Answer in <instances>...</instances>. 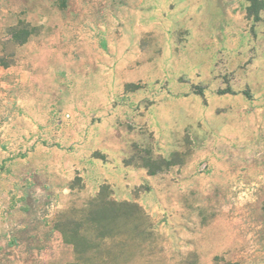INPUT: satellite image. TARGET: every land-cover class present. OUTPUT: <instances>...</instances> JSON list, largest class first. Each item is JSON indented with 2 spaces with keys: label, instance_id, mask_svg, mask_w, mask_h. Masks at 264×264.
<instances>
[{
  "label": "rangeland",
  "instance_id": "obj_1",
  "mask_svg": "<svg viewBox=\"0 0 264 264\" xmlns=\"http://www.w3.org/2000/svg\"><path fill=\"white\" fill-rule=\"evenodd\" d=\"M248 6L0 0V264H264V10ZM99 195L135 209L104 239L82 225L78 253L60 224Z\"/></svg>",
  "mask_w": 264,
  "mask_h": 264
},
{
  "label": "trees",
  "instance_id": "obj_2",
  "mask_svg": "<svg viewBox=\"0 0 264 264\" xmlns=\"http://www.w3.org/2000/svg\"><path fill=\"white\" fill-rule=\"evenodd\" d=\"M248 1L249 6L247 12L249 15L256 16L261 10H264V0ZM34 32V27H31L27 23L19 22L13 29V39L15 43L22 45L27 42ZM133 209H135V207L132 205L106 201L99 195L92 201L83 219H67L63 224H60L61 227H59V230L63 236V240L68 244H72L79 253L80 247L88 244L87 237L84 233L82 234V225L91 226L98 237L104 239L112 235L111 224L115 221L118 212Z\"/></svg>",
  "mask_w": 264,
  "mask_h": 264
}]
</instances>
